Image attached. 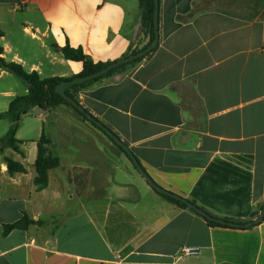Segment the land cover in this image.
<instances>
[{
	"label": "crops",
	"instance_id": "0c3cea01",
	"mask_svg": "<svg viewBox=\"0 0 264 264\" xmlns=\"http://www.w3.org/2000/svg\"><path fill=\"white\" fill-rule=\"evenodd\" d=\"M158 23L149 56L77 98L159 186L218 217L247 220L264 201V0H159ZM0 31L2 56L41 78L81 72L82 62L59 50L66 44L113 62L149 41L138 0H0ZM12 76L0 69L5 109L28 91ZM77 117L66 105L26 111L21 152H0V264H264V220L210 226L158 194ZM42 133L60 165L38 189ZM4 156L25 172L9 174ZM23 213L36 223L4 235ZM184 246L198 253L179 256Z\"/></svg>",
	"mask_w": 264,
	"mask_h": 264
},
{
	"label": "trees",
	"instance_id": "16d2710c",
	"mask_svg": "<svg viewBox=\"0 0 264 264\" xmlns=\"http://www.w3.org/2000/svg\"><path fill=\"white\" fill-rule=\"evenodd\" d=\"M138 3H139V8H140V15H141V27L145 33L149 34V41L141 48V49H144L154 39V5H155V2L154 0H138ZM1 35H2V32L0 31V36ZM141 49H134L132 50L131 54H134ZM59 50L62 52L65 58L70 59V60L81 61L83 64L81 72L73 75L70 78H61V77L41 78L40 75L36 71H27L22 67L21 64L15 61L6 60L2 56L3 48L0 45V69L5 70L17 76L18 78L22 79L26 83L27 88H28V91L26 94L18 95L14 97L10 101L7 109L0 112V119H7L10 121V126L7 129L6 133L0 137V152L2 153L5 148H11L15 151L21 152L20 145L22 141L16 137V132L18 129L19 121L22 115L24 114V111H33L35 106H39L40 108L45 109V110H50L59 105H66V106L73 108L79 115L82 116V118L89 121L91 125H93L97 129H99L101 132H103L105 135H107L127 155V157L131 159L129 155L127 154V152L116 141H114L104 130H102L99 126H97L95 122L90 120L84 113L78 110L73 104L68 102L62 93H59L55 90V87L58 83L62 81H69L77 77L89 76L95 72H98L99 70H101L102 68H104L111 62H94L89 56L84 54V52L82 51L80 47L75 48V47L70 46L69 44H66L63 47H60ZM154 50L155 48L144 56L138 57L129 62H125L116 67H113L112 69L108 70L105 74H102L98 77H95V78L88 77L79 82L69 83L65 86L63 93L74 98L78 103H80L77 98V92L79 90L84 89L89 84H92L103 78L112 76L115 73L123 71L128 65L137 63L141 61L143 58L149 56ZM85 110L87 111V113L91 114L87 109ZM93 118L97 121H100L95 116H93ZM104 126H106L109 130H111V128L107 126L106 124H104ZM113 134L117 136L115 132H113ZM117 138L120 139L118 136ZM49 143H50V140L46 137L44 133L41 134V136L36 142L37 155L34 161V166L36 169V176L34 178V183L36 184L38 189H42L46 187L47 182H48L49 169L60 165L59 157L49 153L48 151ZM123 143L125 144V146L129 147L125 142ZM3 161L6 164L7 171L9 174H14L15 172H25L26 170L24 165L20 161L15 160L10 156H4ZM149 178L153 181V179L150 176ZM155 191L161 196H163L165 199H167L169 202H172L182 208H188L191 211L198 214L199 216L203 217V219H205V221L212 227H215V226L231 227L228 225L220 224L219 222L216 221V218L224 219L227 221H233L237 223H250L248 227L255 226L257 225V223H254V220L259 216V213L264 204V201H263L256 205L255 209H253L251 213V218L247 220H239V219H233V218H228V217H218L214 214L207 212V210H205L203 207L196 204L194 200L185 198L186 200L190 201L198 208L204 210L207 213V216H205V215L198 213L194 208H191L187 204H185L182 201L184 197L178 194H175L171 191H168L165 193L160 192L156 189ZM33 223H36L35 220L29 218L26 213H23L22 216L18 220L4 224L3 234L6 235L9 231L13 229L25 230L28 228L30 224H33Z\"/></svg>",
	"mask_w": 264,
	"mask_h": 264
},
{
	"label": "water",
	"instance_id": "95a60500",
	"mask_svg": "<svg viewBox=\"0 0 264 264\" xmlns=\"http://www.w3.org/2000/svg\"><path fill=\"white\" fill-rule=\"evenodd\" d=\"M154 2H155V5H154V39L146 48L141 49L134 54H130L128 56H125L123 58L115 60V61L109 63L107 66H105L101 70H99L98 72H95L89 76L77 77V78H74V79L69 80V81H62L56 85L55 90L59 93H62L68 102L73 104L78 110H80L82 113H84L90 120L95 122L97 124V126H99L102 130H104L114 141H116L127 152V154L131 158V161L134 164V166L136 167V169L144 176V178L149 182V184L153 188H155L156 190H158L160 192L165 193V192H168L169 190H166L165 188L160 187L157 183L153 182L149 178V176L147 175L144 168L141 166L137 157L133 154V152L131 151V149L129 147L125 146L123 141L118 139L117 136H115L111 130H109L106 126H104L103 123L95 120L91 114L87 113L85 108L80 103H78L74 98L63 93L65 86L69 83L79 82V81H82L88 77H91V78L98 77L102 74H105L108 70L112 69L113 67H116V66H118L122 63H125V62H129V61L136 59L138 57L144 56L147 53L151 52L154 48H156L158 45V42H159V29H158V27H159V23H158L159 0H154ZM25 112L26 111H24V113ZM33 112L34 113H44L45 110L40 108L39 106H35L33 109ZM182 201L185 204H187L189 207L194 208L198 213L207 216V213L204 210L198 208L197 206H195L190 201L186 200L185 198H183ZM263 218H264V204H263V207L259 213V216L254 220V223H257V224L260 223L263 220ZM216 221L219 222L220 224L228 225L231 227H248L250 225V223H237V222L227 221V220L220 219V218H216Z\"/></svg>",
	"mask_w": 264,
	"mask_h": 264
},
{
	"label": "rangeland",
	"instance_id": "374dc122",
	"mask_svg": "<svg viewBox=\"0 0 264 264\" xmlns=\"http://www.w3.org/2000/svg\"><path fill=\"white\" fill-rule=\"evenodd\" d=\"M12 78L14 79V80H16L17 82H20L21 84H26L22 79H20V78H18V77H15V76H12ZM3 107H5V106H2L1 105V103H0V111L1 110H3V109H5V108H3ZM71 108V107H70ZM7 109V108H6ZM5 109V110H6ZM71 110L74 112V114L76 115V116H78L77 118H79L78 120L79 121H81L82 120V122H88L89 123V125L88 126H92L91 128H93L94 126L93 125H90V122L89 121H87V120H85L84 118H82V116L81 115H79L73 108H71ZM4 111V110H3ZM23 127H22V131H21V135H23L24 137H29L30 135H31V128H30V126H29V121H28V119H26L25 117H23ZM9 125H10V121L9 120H7V119H2V120H0V136H3L5 133H6V131H7V129H8V127H9ZM96 130H99V129H97L96 127H94ZM100 131V130H99ZM100 137H99V139H98V141H99V143H100V145L101 146H104V147H115V148H118L119 150H121L107 135H105L103 132H101L100 131V135H99ZM136 172V171H135ZM88 230L89 229H87V228H85L84 230H83V234H88L89 232H88ZM81 233H82V231H81Z\"/></svg>",
	"mask_w": 264,
	"mask_h": 264
},
{
	"label": "built area",
	"instance_id": "2783aa9c",
	"mask_svg": "<svg viewBox=\"0 0 264 264\" xmlns=\"http://www.w3.org/2000/svg\"><path fill=\"white\" fill-rule=\"evenodd\" d=\"M198 253V248L191 246H184L179 250V256H193Z\"/></svg>",
	"mask_w": 264,
	"mask_h": 264
}]
</instances>
